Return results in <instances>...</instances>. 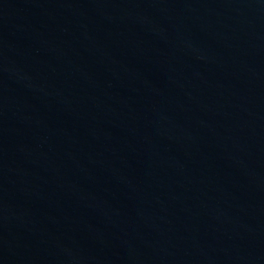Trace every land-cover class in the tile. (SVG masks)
<instances>
[{"label": "water", "instance_id": "water-1", "mask_svg": "<svg viewBox=\"0 0 264 264\" xmlns=\"http://www.w3.org/2000/svg\"><path fill=\"white\" fill-rule=\"evenodd\" d=\"M0 264H264V0H0Z\"/></svg>", "mask_w": 264, "mask_h": 264}]
</instances>
